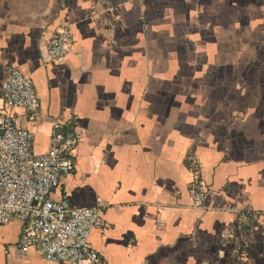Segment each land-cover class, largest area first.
I'll use <instances>...</instances> for the list:
<instances>
[{
    "label": "crops",
    "instance_id": "1",
    "mask_svg": "<svg viewBox=\"0 0 264 264\" xmlns=\"http://www.w3.org/2000/svg\"><path fill=\"white\" fill-rule=\"evenodd\" d=\"M62 25L71 49L50 59ZM10 63L40 102L11 111L35 154L71 120L75 166L49 196L100 208L88 240L106 264H264V0H0L5 110ZM22 225H0V264H73L21 253Z\"/></svg>",
    "mask_w": 264,
    "mask_h": 264
},
{
    "label": "built area",
    "instance_id": "2",
    "mask_svg": "<svg viewBox=\"0 0 264 264\" xmlns=\"http://www.w3.org/2000/svg\"><path fill=\"white\" fill-rule=\"evenodd\" d=\"M72 41L70 28L62 25L47 42L48 57H65ZM6 73L2 100L7 110L0 107V225L14 218L23 223L19 239L21 253L28 247H36L50 262L106 264L88 240L91 230L102 224L100 208L67 207L49 196L50 191L59 185L61 177L70 174L75 166L71 151L79 138L71 132V120L54 121L47 151L35 154L33 131L20 126L11 112L25 108L34 119L40 102L33 80L14 63L7 65ZM184 160L191 177V205L200 207L205 198V181L196 157L187 155ZM243 225L242 217L238 227ZM232 233L228 230L223 237ZM238 251L234 249V252Z\"/></svg>",
    "mask_w": 264,
    "mask_h": 264
}]
</instances>
